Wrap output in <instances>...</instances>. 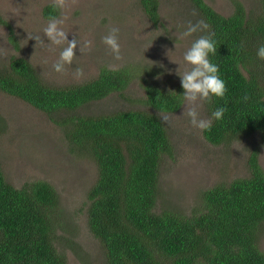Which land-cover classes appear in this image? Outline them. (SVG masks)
<instances>
[{
	"label": "trees",
	"instance_id": "1",
	"mask_svg": "<svg viewBox=\"0 0 264 264\" xmlns=\"http://www.w3.org/2000/svg\"><path fill=\"white\" fill-rule=\"evenodd\" d=\"M153 24L161 22L160 0H139ZM207 29L214 33L216 53L210 56L226 83L224 97H212L227 111L213 121L205 138L227 143L245 133L264 142V0L250 15L240 0L225 15L206 0H190ZM55 3L44 15H58ZM0 23H11L0 14ZM133 79L127 67L101 68L88 81L71 85L46 83L23 56L0 67V89L46 112L64 131L73 152L91 156L99 175L88 192L89 227L106 250L108 264H264V167L253 148L250 174L205 189L201 207L191 215L155 211L165 154L173 145L163 119L145 109L128 108L89 114L80 109L112 93L124 92ZM175 91V92H172ZM183 90L147 86L146 103L160 111H177ZM4 120L0 115V135ZM59 195L46 180L10 183L0 163V264H69L55 243Z\"/></svg>",
	"mask_w": 264,
	"mask_h": 264
},
{
	"label": "rangeland",
	"instance_id": "2",
	"mask_svg": "<svg viewBox=\"0 0 264 264\" xmlns=\"http://www.w3.org/2000/svg\"><path fill=\"white\" fill-rule=\"evenodd\" d=\"M206 1L225 15L234 10L235 0ZM240 1L250 15L260 13V0ZM50 3L56 0H0V14L15 33L14 42L9 27L0 23V67L8 66L13 56H23L46 83L61 86L93 79L108 65L129 68L133 79L124 92L89 102L80 112L101 114L138 108L163 119L173 153L165 154L162 160L155 211L191 215L202 206L205 189L250 174L248 158L253 148L259 149L264 167V142L258 133H245L230 142L214 144L202 130L192 127L183 103L172 112L153 109L146 103L150 84L166 90L182 88L177 69L180 67L183 72L191 68L183 54L193 40L206 35L207 29L191 37L181 35L189 21H204L190 0H160L158 25L152 23L139 0H65L58 15L62 12L66 17L62 27L69 39L79 37L81 46L91 40L92 46L83 53L78 47L73 64L66 65L63 73L53 68L62 46L48 44L43 32L48 22L44 8ZM110 27L120 29V59L102 42ZM33 34L46 42L36 44ZM77 68L83 69V75H76ZM197 105L201 118L211 117L208 101H198ZM0 115L4 120L0 163L6 179L16 187L33 180L50 182L59 195L55 233L59 251L69 264H108L104 245L89 227L88 192L98 179L96 161L73 152L63 129L46 112L1 89ZM164 116L169 117L168 122ZM261 246L264 247V231Z\"/></svg>",
	"mask_w": 264,
	"mask_h": 264
},
{
	"label": "clouds",
	"instance_id": "3",
	"mask_svg": "<svg viewBox=\"0 0 264 264\" xmlns=\"http://www.w3.org/2000/svg\"><path fill=\"white\" fill-rule=\"evenodd\" d=\"M65 0H56L55 8L63 9ZM66 17L61 12L59 15L50 14L48 22L43 28L44 36L47 38V43L57 46H62L59 52L58 60L53 64V68L58 73H63L66 65L73 64L77 57V48L83 53L85 48H91L92 41H85L81 46L79 37L69 39L68 33L62 25L65 23ZM209 25L204 21H199L193 24L191 21L182 31V37H191L201 29H209ZM118 27H110L108 33L102 37V42L108 46L111 54H114L116 59L121 57V44L119 42ZM31 38L36 40V44L43 45L46 41L39 35L33 34ZM177 42V41H176ZM216 53V40L214 33L209 31L206 35H201L192 41L191 46L184 52L183 59L189 65L190 70L180 71L177 69V74L181 79V86L184 89L181 94L182 103L185 107L184 113L190 117V123L193 128L202 131H210L213 127V121H220L224 118L227 111L226 106H217L212 112L210 118H201L198 111V101L211 102L212 97H224L227 88L224 79L220 75V67L217 63L212 62L211 55ZM257 57L264 60V43L259 44ZM111 70V65L107 66ZM170 71V70H169ZM76 75H83V69L77 68ZM175 92V91H172ZM166 122L169 121L168 116H164Z\"/></svg>",
	"mask_w": 264,
	"mask_h": 264
}]
</instances>
